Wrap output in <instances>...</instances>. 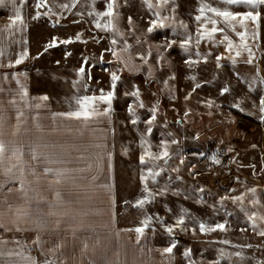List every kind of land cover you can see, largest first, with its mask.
<instances>
[{"label":"crops","instance_id":"1","mask_svg":"<svg viewBox=\"0 0 264 264\" xmlns=\"http://www.w3.org/2000/svg\"><path fill=\"white\" fill-rule=\"evenodd\" d=\"M201 3L215 7L214 1L211 2V0H203ZM200 6L195 0L193 7L189 8L186 13H181L179 21H175L173 24L181 32L176 40L173 39L175 43L169 48V51L173 50V54L176 51H183L179 57L174 56L176 65L174 61L170 60L171 57L166 56L161 49H159V60L164 61L163 64L168 61L171 65V70L167 68L169 71L166 76L169 74L175 83L173 88L175 95H179L183 89L185 90V85L183 87L185 79H182L180 75H186L189 70L183 68V64L178 63L181 58H204L208 64L213 62L214 66L221 67V71L211 70V76H224L220 87L203 91V94H200L197 89H189L186 97L189 96L191 90L190 100L199 106L202 100H214V98L218 100L222 90L227 88L228 101H218V106L225 114L235 115V120L237 118L245 120L244 123L236 126L238 131H241V135H244L245 141L242 142L241 147L247 150L254 145L255 149H258L260 166L258 169L256 168L259 178L235 179L229 186L230 192H236V198L239 197L236 199L237 204L239 203L238 214H241L239 217L244 221L234 231L230 229L228 232L231 234L233 231L236 239L231 240L230 236L226 239L223 237L215 239L211 236L214 233L210 232L211 237L208 236L207 231L205 233L199 231V233L208 236L205 240L208 251L217 249L214 245L218 244L221 245L218 246L219 249L225 248L221 264H264V235H260L264 231V219H262L264 217V125H261L264 124V119H262L264 114L260 112V98L264 97V6L257 9L261 12L258 24L246 21V28L236 25L235 31L220 22L222 18H216L218 23L215 27L224 28V31H217L211 39L207 35L201 36V33H204L205 30L210 31L214 25L206 23L203 18L201 21L195 19L197 15H200L198 11ZM216 7L223 9L225 5ZM28 9L27 0H14V2L13 0H4V3L0 4V51L4 53L0 56V88L4 89V92L0 93V100L3 101V111L0 112V116H3L2 124H0V138L3 139L6 146L15 144L25 153L31 148H35L40 156L38 161L25 156V160L32 165L37 174L27 177L28 183L25 187L26 190H29L27 191L29 200L16 191L11 194L6 190L0 191V202H3L0 204V208L6 213L3 223L5 228L11 229L5 231L4 228H0V240L9 241L4 246L5 250L19 251L22 249L24 255H30L35 257L38 262H42L36 257L37 253L31 249V246H34L38 250L37 245L27 242V239L35 241L39 235L42 240L47 241L43 245L47 259L54 258L48 249L55 248L58 244L61 245L56 250L57 264H181L179 261L181 258L175 254L177 246L170 253L164 252V249L168 247L165 244L155 246L151 242V234L148 229L145 228L141 235L134 231L137 227L117 228L115 223L119 215V210L116 211L117 204L127 202L134 192V190L132 192L119 191V188L128 187L129 180L136 178V158L133 154L132 139L126 132L121 114L115 112L113 99L109 115L96 118L87 127L75 120L57 119L53 121L51 119L53 114L67 112L71 109L69 102H58L49 91L39 90L32 84L33 72L37 70V62L47 51V48L41 50L33 42L31 33L35 22L28 13ZM17 10L21 13L23 24L17 23L14 28L9 29L8 26L12 23ZM229 10L243 13L252 9L246 5H233ZM205 16L214 17V14L205 12ZM260 27L262 28L260 29ZM237 32H244L245 39L241 40ZM189 36L191 42L181 47L183 41ZM225 36L228 37V40H224ZM109 38L113 39L112 36ZM198 39L199 43H197ZM228 41H231L233 45L231 48L228 47ZM159 43L165 45L164 42ZM245 44L247 48L244 47ZM24 52L27 53V56L19 65H27L15 71H8L19 66L15 64V61ZM237 52L240 53L239 56H237ZM168 58L169 60H167ZM248 60H251V63H248ZM250 65L257 67V69L254 68L257 74L254 72L255 77L252 78L249 72H240L237 76L236 93L231 85V79L236 75L231 68L239 66L245 69ZM17 78L20 84L24 85L23 90L20 88V84H17ZM151 79L155 81V79ZM161 89L166 91L164 88ZM214 89L220 90L219 95L212 92ZM21 91L27 92L25 99L33 106L32 111H29L21 102L19 95ZM108 92L103 90L104 94ZM100 94V90L87 89L79 91L75 96H99ZM45 96L48 97L46 101L39 99ZM13 98L17 101L14 106L8 103ZM36 104H40L42 107L35 110ZM99 107L102 110L107 105L101 103ZM17 109L23 110L26 117L19 128L16 126ZM37 115L39 120L32 119ZM243 116H247L249 119ZM119 129L120 140L117 143L116 131ZM238 140L240 141V138ZM251 143L253 144L251 145ZM97 144H100L101 147H95ZM117 149L121 155L122 167L117 164ZM60 161L65 162L61 163ZM45 167L64 171L66 175L61 183L57 184L54 176L45 175L43 172ZM120 168L123 173L121 177L118 175ZM0 183H6V177L0 176ZM7 187L19 188V183L7 184ZM39 188H45L46 195L44 199L46 210L44 215L40 216L38 211L33 210V205L38 203ZM251 189L256 191L253 193L250 191ZM57 193H59V200ZM67 196H73L75 199L66 203L65 197ZM87 196L89 201L98 204L99 207L104 205V210L85 212L84 204L88 202L86 201ZM9 206H11V210H9ZM243 206L245 210L242 208ZM18 208H29L31 220L18 219L16 216ZM222 211L227 213L226 208ZM84 219L94 221L82 226L83 222L80 220ZM41 220L46 225L44 230L37 227V222ZM17 227L21 231H17ZM225 232L218 230L215 234L222 235ZM6 234L13 237L6 238ZM145 235L146 238H144ZM23 236L29 238L25 239ZM102 240L111 241V243L106 245L103 249L104 253L99 254L100 257L91 258L92 251L97 255L101 252L103 244L100 242ZM13 241H19L20 244L17 245ZM118 251L123 253L119 259ZM11 259L19 258L12 257ZM8 260L9 257H4L0 264H7Z\"/></svg>","mask_w":264,"mask_h":264},{"label":"rangeland","instance_id":"2","mask_svg":"<svg viewBox=\"0 0 264 264\" xmlns=\"http://www.w3.org/2000/svg\"><path fill=\"white\" fill-rule=\"evenodd\" d=\"M27 1L28 13L35 22L31 33L33 42L41 50L47 48L37 62V70L33 72V86L39 90L49 91L58 102H69L76 93L87 89L113 92L115 112L121 114L126 132L132 139L133 154L136 158V178L129 180L131 183L129 182L128 187L119 188V191L134 190V192L127 202L117 204L116 211L119 210L118 218L115 220L117 228L143 227V221L150 218L146 229L150 231L151 242L155 246L158 244H165L167 247H172L173 244L177 246L175 254L181 258L179 260L181 264H221L225 248L219 249L218 246L221 245L218 244L214 245L217 249L208 251L205 240L211 233H214L211 236L215 239L221 237L226 239L229 236L231 240L236 239V235L232 232L244 221L239 217L241 214H238L237 193L230 192L229 186L235 179L259 178L256 170L260 166V156L253 143L247 150L241 147L245 140L244 135H241V131H238L236 127L238 118L235 120V115L225 114L218 106V101H228L227 92L221 94L218 100L215 98L202 100L199 106L190 100L191 90L186 97L189 89H197L200 94H203V91L220 87L224 76H211V70L221 71V67L214 66L213 62L208 64L204 58H181L178 63L189 70L186 75H180L182 79H185L183 84L185 90L175 95L173 92L175 83L169 74L166 76L167 71L171 70V65L167 61L169 58L166 60V65L163 64L164 61L159 60V49L166 56L171 57L170 60L174 61L175 65L174 56L179 57L183 54V51H176L173 54V50L170 52L169 48L163 47L164 44L161 45L159 42H164L166 45L173 39H177L181 30L173 24L179 21L181 13H186L193 7L195 0H170L165 8L155 7L152 10L148 9L144 0H117L114 11L118 14V18L113 19L115 29L108 30L95 27L97 20L104 24L108 17L89 15V12L105 11L108 0H95V3L93 0H79L75 7L72 6L73 0H46L40 8L36 7L38 0ZM202 1L197 0V3L202 5ZM213 1L215 7L222 5L217 3V0H211ZM152 3L155 5L157 0H152ZM63 4H68L69 7L62 8L60 5ZM157 10L161 11V16L169 17L165 21L169 27L157 28L149 33L147 31L149 21L156 19L154 12ZM38 13L39 18L34 19L33 17ZM129 17L132 19L131 25L128 23ZM109 36L116 39V45L111 43L113 39L111 40ZM53 38H56V46L48 47ZM67 39H71L72 43H60ZM125 42L131 46L127 51H124ZM109 49L118 52L122 59L114 56ZM149 50L152 55L148 57V63L144 64L138 56L139 54L147 55ZM122 60L127 62V67ZM186 61H196V63L188 64ZM26 65L23 64V67ZM81 66L86 69L83 79L77 74ZM242 68L239 66L231 68L236 75L231 79V85L236 93L239 73L249 72L254 78L253 73L256 72L254 68L257 69L253 65ZM113 72L119 76L114 89L111 79ZM165 81H167L166 84ZM137 89L140 94L139 99L130 95ZM212 92L219 95L220 90L214 89ZM236 98L238 99L237 96ZM141 102L144 107H140ZM130 106L134 115L129 113ZM153 109H155L156 118L149 124ZM133 119L136 120L135 124L132 123ZM242 120L244 123L245 120ZM116 133L117 143H119L120 129ZM165 144L168 157L152 160L146 155L149 152L159 155L164 150ZM216 152L225 153L234 164L233 176L227 185L219 188L210 182V178L214 176L212 157ZM141 155L145 157L143 164L140 161ZM121 162V155L117 149L119 167H122ZM149 168L159 173L154 179L148 175ZM122 174L120 168L119 177ZM142 177H148L147 181L145 182ZM145 183L152 193L149 197L151 202L138 207L136 201L147 196V193L143 191ZM45 197V188H39L38 203L33 205V210L38 211L39 216L44 215L46 210ZM65 199L67 203L75 198L67 196ZM26 200H29V196ZM86 201L88 202L84 205L87 213L103 211L105 208L104 205L99 207L98 204L89 201L88 196ZM224 208L227 209V213L222 211ZM242 208L245 210L244 206ZM27 210L29 211V208ZM181 217L184 223L177 225L176 222ZM80 221L83 222L82 226H86L94 220ZM200 224L206 226L203 233L207 231L208 236L199 233ZM217 224L225 225L223 232L225 230L226 232L222 235L215 234L221 230L219 228L216 230ZM166 227H172L173 231L168 233ZM230 229L233 231L228 234ZM9 237L13 236L6 234V238ZM23 238L29 237L23 236ZM27 242L34 245L33 240L27 239ZM109 242L111 243V241L102 240L101 252L97 255L92 251L91 258L100 257L99 254L104 253L103 249ZM31 249L37 253L36 257L39 261L47 259L46 253L41 255L39 249H35L34 246H31ZM174 249L175 247L172 248ZM120 252L118 251V259L123 254Z\"/></svg>","mask_w":264,"mask_h":264},{"label":"snow or ice","instance_id":"3","mask_svg":"<svg viewBox=\"0 0 264 264\" xmlns=\"http://www.w3.org/2000/svg\"><path fill=\"white\" fill-rule=\"evenodd\" d=\"M14 2V0H13ZM170 0H157V3L154 5L152 3V0H144V3L147 5L149 10H152L155 7H158V9H163L165 8L168 4H169ZM4 0H0V4H3ZM46 3V0H38L36 7L40 8L42 7L44 4ZM76 3H79V0H73V7H75ZM93 3H95V0H93ZM217 3H222L223 5H225V7L223 9L219 8V7H213L209 4H202L200 6V8L198 9L200 15H197L195 17V19L197 21H201L202 18L206 23H211L212 25H214L210 31L205 30L204 33H201V36L203 35H207V37L209 39L212 38L213 34L216 33L217 31L223 32L224 28H217L215 27V25L218 23V20L216 18H222V22L226 27H230L233 31L236 30V25H240V27L242 28H246V21H252L253 23L258 24L260 16H261V12L258 11L257 9L261 6H264V0H217ZM243 6L246 5L248 6L250 9H252L251 11H246V12H233L231 10H229L230 6ZM62 8H68L69 5L68 4H63L60 5ZM117 6V0H108L107 4H106V10L103 12H89V15H93L95 14L97 17H108L109 19L107 20L106 23L101 24L99 22V20L96 21L95 23V27L96 28H103L105 30L108 29H115V26L113 24V19L114 18H118V14L114 11V9ZM174 11V9H173ZM205 12H211L214 14V17L212 16H205ZM154 15L156 17V19H152L149 21V26L147 28V31L149 33H152L155 29L159 28V29H163L166 27H169V25H167L165 23V21H167L169 19L168 16H161V11L157 10L154 12ZM34 19H38L39 18V13L37 14V16L33 17ZM17 23L19 24H23V20H22V16L19 10L16 11L15 17L12 19V23L8 26L9 29L14 28ZM128 23L129 25L132 24V19L131 17L128 18ZM22 30V29H21ZM118 31V30H117ZM237 35L241 38V40L245 39V33L244 32H237ZM77 39H79V36H77ZM224 40H228V37L225 36ZM191 42V37H187L183 43L181 44V47H184L185 45L189 44ZM60 43L63 44H69L72 43L71 39H67V40H62L60 41ZM111 43L113 45H116L117 41L116 39H113L111 41ZM175 43V41H171L169 43H167L166 45H163V47L166 48H171L172 45ZM197 43H199V39L197 40ZM56 46V38H53L52 43H50L48 45V47H54ZM233 45L231 43V41H228V47L231 48ZM131 46L127 44V42H125V46H124V51H127ZM245 48H247V45H244ZM110 51H112V54L114 56H117L118 59H122L119 56V53L116 52L113 49H109ZM250 52V49H249ZM4 53L3 51H0V56H2ZM152 52L151 50H149L147 52V55L145 54H139L138 58L144 63L147 64L148 63V57H151ZM198 55V53H197ZM240 53L237 52V56H239ZM27 56V53H21L19 58L16 59L15 64L19 65ZM162 59V57H161ZM219 59V58H217ZM123 63H125V67H127V62L123 61ZM159 62V61H158ZM248 63H251V60L247 61ZM186 63L188 64H192V63H196V61H186ZM86 73V69L84 66H81L78 69V76L81 77V79H83L84 75ZM111 79H112V87L113 89L115 88V82L119 79V76L113 72L111 75ZM17 84H20L19 79L17 78L16 80ZM167 83V81H165V84ZM197 87H199V85H197ZM20 88L23 90L24 89V85L20 84ZM228 91L227 88H224L222 90V93H226ZM4 89L0 88V93H3ZM20 95V99L21 102L24 103L25 107H27L29 109V111L33 110V106L31 104H29L27 102V100L25 99V97L27 96V92L26 91H21L19 93ZM130 95L136 97L137 99H139V90H135L133 92L130 93ZM112 98H113V92H108L107 94L103 93V90H101V94L99 96H73L72 98H70L69 100V105H70V109L67 112H62V113H55L53 114V116L51 117V119L53 121H56L57 119L60 120H66V121H71V120H75V121H79L82 125H84L85 127L89 126L96 118H99L101 116H108L109 115V111L111 108V102H112ZM40 100H47L48 97H40ZM9 104L11 105H16L17 101L16 99H11L8 101ZM106 104L107 107L104 109H100L99 104ZM42 107V105L40 104H36L34 106L35 110H39ZM140 107H144L143 103H140ZM3 111V101L0 100V112ZM17 114H16V120H17V128H19L20 124L22 122H24V120L26 119L25 117V112L21 109H17ZM260 112L262 114H264V97L260 98ZM129 113L134 115V112L131 108V106L129 107ZM155 109H153V115L151 120H149V124H151L152 120H155ZM32 119L34 120H39V116H33ZM262 119H264V116H262ZM3 121V116H0V124H2ZM132 123L135 124L136 120L133 119ZM39 126V125H38ZM149 131H151V129H149ZM173 143H175V141H173ZM95 147L100 148L101 145L97 144L95 145ZM106 147V146H105ZM164 150L159 154V155H155L153 153H146V155H148L152 160H160V159H164L165 157H168V151H167V146L166 144L163 145ZM25 156L30 157L31 160H40V156L37 152V150L35 148H31L27 153H25L23 151L22 148H20L19 146L15 145V144H9L6 146V144L4 143L3 139L0 138V176H4L6 177V183H0V191H7L9 194H11L13 191H16L18 193H20L22 195V197L26 198L27 197V190H26V183H28L27 181V177L28 176H36V171L34 170V168L32 167V165L30 163H28L25 160ZM100 159H102V157H100ZM213 162L215 163H219L220 161L213 156L212 157ZM140 161L141 163H145V157L144 155H141L140 157ZM61 163H64L65 161H60ZM43 172L45 175H52L55 177V182L57 184L61 183L62 179L65 177L66 173L64 171L61 170H57V169H53L50 167H45L43 169ZM159 173L157 172H153L151 168L148 169V175L153 177V179L155 178L156 175H158ZM148 177H142V179L146 182ZM19 183V188H13V187H7V184H15V183ZM38 182V180H37ZM143 191L145 193H147V196H145L142 199H139L136 201V206L138 207H143V205L145 203H149L151 202L149 200V197L152 196V193L149 191V189L147 188V185L145 183V187L143 189ZM250 191H252L253 193L256 191L255 189H251ZM57 198L59 200V193H57ZM239 199V197L237 198ZM3 202H0V204H2ZM9 210H11V206H9ZM6 213L2 210V208H0V228H4L5 231H10L11 229L5 228L3 220L5 217ZM16 216L18 219H23V220H31V214L27 209H23V208H18L16 210ZM251 218V217H250ZM262 219H264V217H262ZM150 222V218L146 219L145 221H143V227H137L134 229L135 232H137L138 234H143L144 229L146 227H148V224ZM177 225H182L184 223V219L183 217L179 218L177 220ZM37 227L41 230H44L46 225L44 224V222L41 220L39 222H37ZM216 228H219L221 230H223L225 228V225L223 224H217L215 226ZM206 228V226L204 224H200V230L204 231ZM17 231H21V229L19 227H17L16 229ZM209 230H215V229H209ZM166 231L168 233H171L173 231L172 227H166ZM260 235H264V231H262L260 233ZM9 243V241L7 240H0V261L3 260L4 257H9V260L7 261V264H57V260L58 258H56V250L58 248L61 247V245H56L55 248H51L48 249V252H50L52 254V256L54 257L53 259H45L42 262H38L37 259L35 257H32L30 255H24L23 250H14V249H8L5 250V245H7ZM13 243L19 245L20 242L19 241H13ZM34 243L37 245V247L40 249L41 255H45V250L43 245L45 243H47V241L42 240V238L38 235L34 241ZM86 247V245H85ZM175 247V245L173 244L172 247H168L164 249V252H172V248ZM187 255V254H186ZM12 257H18L19 259L13 260L11 259Z\"/></svg>","mask_w":264,"mask_h":264},{"label":"built area","instance_id":"4","mask_svg":"<svg viewBox=\"0 0 264 264\" xmlns=\"http://www.w3.org/2000/svg\"><path fill=\"white\" fill-rule=\"evenodd\" d=\"M243 123L242 118L236 120V124L241 125ZM220 162L212 163L213 178H210V182L216 188L227 185L228 181L233 176L234 164L232 160L222 152H216L214 155Z\"/></svg>","mask_w":264,"mask_h":264},{"label":"trees","instance_id":"5","mask_svg":"<svg viewBox=\"0 0 264 264\" xmlns=\"http://www.w3.org/2000/svg\"><path fill=\"white\" fill-rule=\"evenodd\" d=\"M22 67H23V65H19V66L11 68L9 71H15V70L21 69ZM234 113L236 114V112H234ZM243 117H245L246 119H249L247 116H243Z\"/></svg>","mask_w":264,"mask_h":264}]
</instances>
